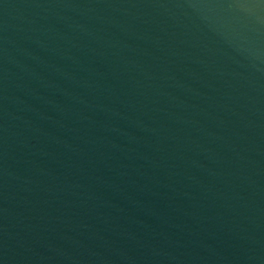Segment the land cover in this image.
Masks as SVG:
<instances>
[{
  "label": "water",
  "instance_id": "1",
  "mask_svg": "<svg viewBox=\"0 0 264 264\" xmlns=\"http://www.w3.org/2000/svg\"><path fill=\"white\" fill-rule=\"evenodd\" d=\"M0 264H264V0H0Z\"/></svg>",
  "mask_w": 264,
  "mask_h": 264
}]
</instances>
